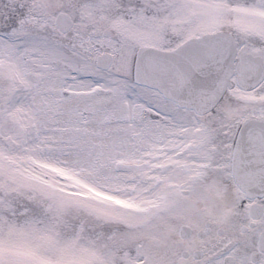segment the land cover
Instances as JSON below:
<instances>
[{
  "label": "snow or ice",
  "instance_id": "obj_1",
  "mask_svg": "<svg viewBox=\"0 0 264 264\" xmlns=\"http://www.w3.org/2000/svg\"><path fill=\"white\" fill-rule=\"evenodd\" d=\"M0 264H264V0H0Z\"/></svg>",
  "mask_w": 264,
  "mask_h": 264
}]
</instances>
